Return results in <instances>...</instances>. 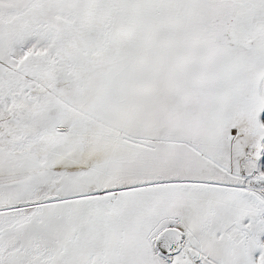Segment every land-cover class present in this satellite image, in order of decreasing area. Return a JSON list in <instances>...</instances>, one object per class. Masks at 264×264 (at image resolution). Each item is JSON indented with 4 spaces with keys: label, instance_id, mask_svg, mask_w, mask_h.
<instances>
[{
    "label": "snow or ice",
    "instance_id": "snow-or-ice-1",
    "mask_svg": "<svg viewBox=\"0 0 264 264\" xmlns=\"http://www.w3.org/2000/svg\"><path fill=\"white\" fill-rule=\"evenodd\" d=\"M0 264H264V0H0Z\"/></svg>",
    "mask_w": 264,
    "mask_h": 264
}]
</instances>
